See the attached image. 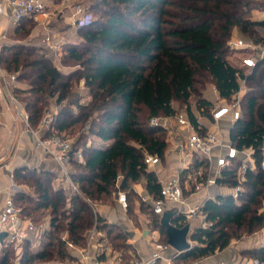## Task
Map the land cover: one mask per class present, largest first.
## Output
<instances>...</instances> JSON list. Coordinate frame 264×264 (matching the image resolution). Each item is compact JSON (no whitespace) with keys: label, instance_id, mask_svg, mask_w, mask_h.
<instances>
[{"label":"trees","instance_id":"obj_1","mask_svg":"<svg viewBox=\"0 0 264 264\" xmlns=\"http://www.w3.org/2000/svg\"><path fill=\"white\" fill-rule=\"evenodd\" d=\"M91 1L86 7L90 21L77 28L82 40L62 44L60 62L79 67L63 71L50 53L34 44L9 42L0 51V65L22 82L14 92L23 101L33 126L55 99L57 103L68 101L54 115L55 132L66 137L77 126L89 127L73 142L74 148L82 151L81 158L70 162L69 175L77 190L54 188L55 175L48 171L28 167L14 171L15 183L34 191L21 188L14 194L22 218L39 227L40 215L47 213L49 222L38 235L23 238L20 253L8 233L1 232L0 264L75 262L69 243L85 246L94 227L127 258L125 251L131 250V245L121 226L109 223L90 204L92 199L120 190L127 193L128 213L134 214L131 195L153 216L155 228L166 242L167 231L160 216L133 186L144 177L149 194L159 196L161 183L144 163V154L164 159L168 144L163 137L166 130L151 126L149 121L153 116L173 114L175 100L187 104L202 77L226 100L245 79L241 116L231 125L229 137L239 149H255L257 169L240 175L236 164L224 170L218 184H241L240 198L220 194L206 200L202 211L211 225L195 228L191 232L195 244L176 252L174 260L199 261L223 250L234 239L264 230V58L246 70L228 58V42L236 30L246 40L264 45L258 30L264 27V19L253 17L255 10L264 11V0ZM24 29L18 27L16 36ZM81 80L87 88V102L72 96L74 84ZM201 108L210 117L212 99L199 96L195 108L188 105L184 109L194 120ZM90 135L97 140L88 141ZM171 222L178 227L188 224L185 214L173 215ZM34 240H38L36 247ZM246 255L257 261L251 264H264V244L247 250Z\"/></svg>","mask_w":264,"mask_h":264},{"label":"built area","instance_id":"obj_2","mask_svg":"<svg viewBox=\"0 0 264 264\" xmlns=\"http://www.w3.org/2000/svg\"><path fill=\"white\" fill-rule=\"evenodd\" d=\"M5 7L9 8L15 22H19L26 17L36 16H42L49 20L59 14L67 13L65 17L69 19L72 25L79 27L88 23L91 19L90 12L79 0H72L71 3L68 0H64L59 10L50 9L47 0H0V13L4 11ZM45 29L47 34L43 38L42 48L59 63L61 61L63 43L56 40L55 33L47 24ZM229 45L236 49L249 51V55L244 57L241 62L242 66L247 69L255 67L258 60L264 58L263 51L259 54L257 53L260 46L251 41L247 42L242 38H233L229 40ZM2 47L3 44L0 42V51ZM1 74L6 87L0 84V96L6 95L8 97L9 102L16 108L15 118L23 120L28 128L34 130L38 135L39 144L48 154L58 159L62 163L65 173L69 174L67 168L72 159L82 157L81 149L74 148L72 140L54 131L53 120L55 114L48 107L44 109L38 125L34 128L28 111L19 96L14 92L15 85H11L17 82V74L3 71H1ZM81 82L84 84V80ZM245 87V79H242L240 88L233 94L230 102L216 105L211 109V116L208 118L215 126L214 129L207 127L204 122L206 116L202 113V108L195 113L194 120L184 110H175L171 115L153 116L150 119L149 123L151 126L164 128L171 139H174L179 134L178 136L182 137V140L177 146L182 151L192 154V156L196 155L198 159V161L195 159L188 161L176 176L161 183L158 197L154 198L151 195L142 196L143 201L151 202L155 214L162 215L168 203L178 206L185 205L187 206V210L184 213L185 216L194 218L197 215H201L202 222L200 226L207 228L211 223L206 220V215L202 211L205 202L189 205L187 194L208 191L212 186L218 185V179L223 177L224 170L233 168L236 164H238V173L240 175L248 170L254 171L257 169L253 155L255 149L253 147L237 148V146L232 144L230 138L229 140L225 138L220 127V122L225 118L230 120L231 125L240 118ZM215 90H217L216 87ZM3 113V107L0 105V123L3 121ZM49 132L51 133L48 134ZM144 163L149 168L156 167L161 163V158L158 155L145 152ZM261 168L264 170V158L261 162ZM72 186L74 190H77V185L74 182H72ZM242 191V185L238 184L230 187V192L227 194L238 200ZM14 194V190H9L3 209L0 212V233L7 232L9 240L21 242L24 237L28 236V233L34 234L38 231V227L30 219L22 218L20 208L15 203ZM116 194L120 205L127 209V193L120 190ZM208 198H210L209 195ZM8 225L10 226L8 227ZM99 234L101 232L94 227L88 233L85 246L69 243L71 248L79 247L80 259L78 264H121L114 257L100 258L103 250L97 238ZM190 242L192 244V240ZM171 248L172 246L168 241H156L154 243V252L151 256L134 258L129 264H158L162 259L171 261L172 258L165 255V252ZM254 263H257V261H254Z\"/></svg>","mask_w":264,"mask_h":264},{"label":"crops","instance_id":"obj_3","mask_svg":"<svg viewBox=\"0 0 264 264\" xmlns=\"http://www.w3.org/2000/svg\"><path fill=\"white\" fill-rule=\"evenodd\" d=\"M64 0H47L50 9H60L62 2ZM69 3L72 0H68ZM65 14H59L57 17L52 19H45L42 16L36 17H26L24 21L15 22L11 15L8 7H5L4 11L0 13V42L4 45L9 42L22 43L20 40L16 39L17 29L30 27L32 31V40L30 43L42 47V41L44 36L47 34L45 25L47 24L50 29L55 33L56 40L65 43L63 38L69 36V30L73 28L74 25L71 24ZM253 17L255 19H264V11L255 10L253 12ZM21 22V23H20ZM75 27V26H74ZM76 28V27H75ZM78 28V27H77ZM258 29L264 31V27H259ZM23 31V30H21ZM235 38H241L235 31ZM258 45V44H257ZM258 54L262 51L264 52V45H259ZM1 71H7L0 65V84L6 87L4 80L2 78ZM15 87L21 85V82L17 81ZM215 87V86H214ZM0 105L3 107V121L0 123V212L3 209L5 200L9 190H14L16 192L22 187L17 185L14 181V171L17 168L28 167L31 169H36L38 171H48L55 175V183L57 188H73L72 179L69 174H66L62 163L56 159L53 155L48 154L46 150L39 144L38 135L31 128H28L23 120L15 118L16 108L9 102L6 95L0 96ZM197 113V110H196ZM204 122L207 127L214 129L215 126L212 124L211 120L206 116ZM34 128L36 126H33ZM220 127L226 139L229 140L230 131V120L225 118L220 122ZM179 130V129H178ZM177 136L174 139H167L168 150L165 154V158L161 159V163L150 168L155 171L160 183L166 182L171 177L176 176L181 168L190 160L197 158L196 155L188 152L182 151L177 144L181 142L182 137ZM68 171L70 170V165L68 166ZM218 189L215 191L209 189L208 191H200L196 194H187V202L189 205H194L198 202H205L210 198H216L220 194H227L230 192V187L218 184ZM142 189L135 188L134 190L142 196L150 195L146 189V185H140ZM213 187V186H212ZM208 195L210 198H208ZM146 202V201H145ZM187 210V206H178L176 204L168 203L165 208V212L159 215L160 218L170 212L173 215L184 214ZM99 214L104 217L109 223L118 224L121 226L125 232L128 243L131 245V250H129L130 255L127 258L124 257L122 251L114 250L111 243L107 239L104 233L98 235V241L103 250L104 258H117L121 264H129L134 258L138 257H149L154 252V243L156 241H162V234L157 229H150L147 225L148 222L145 215L142 214L140 202L137 201L136 206L133 208V217H140V222L142 226H146L144 229L138 227L134 224L131 215L128 213L127 209H124L117 200V194H114V204L112 206L101 207L98 209ZM48 221L46 225L42 228L48 226L49 217L46 218ZM187 223L190 225V231L192 232L195 228L199 227L202 222V216L197 215L194 218H187ZM10 225H8L9 227ZM42 229H38L34 234L28 233V236L38 235L41 233ZM264 232L256 231L246 237L241 239H234L229 246L223 250L217 251L214 255L206 257L199 260L195 264H251L254 263L253 259L246 255V251L252 248L262 246L264 244ZM38 245V240L35 241ZM1 246V244H0ZM71 248V247H70ZM79 247H72L71 251L77 260L75 262H64L59 264H78L80 259ZM178 252L173 247L165 252L166 256L172 258L171 261L162 259L158 264H173V255ZM134 256V257H133Z\"/></svg>","mask_w":264,"mask_h":264},{"label":"rangeland","instance_id":"obj_4","mask_svg":"<svg viewBox=\"0 0 264 264\" xmlns=\"http://www.w3.org/2000/svg\"><path fill=\"white\" fill-rule=\"evenodd\" d=\"M83 5L84 7H87L89 6V4H91V0H79ZM259 11H263V10H259ZM92 13V12H91ZM93 16H100V13H98V15H96L94 12L92 13ZM259 30V34L261 36L264 37V31ZM32 29L30 27H26V29H24L23 32H21L22 34L18 35V36H15L16 39L20 40L19 42H22L24 44H30L32 45V43H30L32 40ZM69 36L66 37V38H63L65 44L67 43H77V42H80L82 40V37L81 35L78 33L77 31V27L75 28L73 26V28H71L69 30ZM235 34L232 35V37L230 38L233 39L235 38ZM241 37V36H240ZM244 41H247V42H250V40H246L244 37H241ZM228 45H229V42H228ZM249 55V51L248 50H244V49H236V48H233L229 45V52H228V58L230 60L231 63H233L234 65L236 66H239V67H243L242 66V59L246 56ZM62 59V57H61ZM58 65L60 66V68L63 70V71H71L73 70L74 68L76 67H79V65L77 66H71V65H65L64 63L62 62H59ZM246 70V68H245ZM201 78V77H199ZM200 80V83H196V90L197 92H195L191 98L189 99V102L187 104H185L182 100H175L173 101V106L175 107V110L177 111H186L184 108H186L188 105H192L193 108H195V103L196 101L198 100V97H208V98H211L212 99V102H213V108L216 106V105H219V104H222V103H226V102H230V100H226L224 98H222L218 91L215 90V87L213 85V83L210 81V80H204L203 77ZM82 81V80H81ZM81 81H77L75 84H74V87H73V94L72 96L74 97V99H80L81 102H87V97H84L86 94H87V88H85V84H82ZM22 84V82H21ZM19 96V94H17ZM72 97V98H73ZM20 98V96H19ZM22 104H23V101L21 100ZM68 104V101H63L61 103H57L55 99H52L51 102L47 105V107L49 109H51L54 114H56L57 112H59V110H61V108H63L64 106H67ZM46 107V108H47ZM73 110L77 111V107L74 105L73 107ZM144 113H146V110H144ZM148 123V122H147ZM89 131V127L87 125H85L83 128H81L80 126H77L75 129H73V131H71L69 134L66 135V138H69L70 140H72V142H75V140L78 138V136L81 134V133H87ZM163 137L167 140V139H170L169 138V133L166 131L165 134H163ZM91 140H97V138L95 136H89V139L88 141H91ZM168 150V146H167V149H166V152ZM71 166V165H70ZM72 168V167H71ZM149 170H151L149 167H148ZM145 184V178L142 177L138 182H136L134 185H135V188H140V185H144ZM22 187V189H24L25 191L27 192H30L33 194V189H31L29 186L27 185H20ZM53 186L54 188H57V184L55 183V179L53 180ZM210 189L212 190H216L218 189V186H213L211 187ZM139 196L141 197V194L139 193ZM130 201H131V204L133 206V208L136 206L137 204V201H138V198H134L133 196L130 195ZM90 204H91V207L93 208L94 212L96 213H99L98 212V209L101 208L102 206L103 207H107V206H112L114 204V195H110V196H105V197H102V199H92L90 201ZM263 209H264V203H263ZM142 211V214L146 216L147 218V225L150 229H154L155 228V224H154V218L153 216L147 211L145 210L144 208L141 209ZM40 219L42 220L41 222V226H39L38 228L41 230H44L42 227L44 225H46V222L48 221V218L49 216L47 215V213L45 214H42L40 215ZM131 218L133 219L134 221V224L135 225H138V227H140L141 229H144L146 226H142L141 222H140V217L136 216V217H133V215H131ZM260 232H264V230H259ZM42 232V231H41ZM31 236H33L31 234ZM264 236V235H263ZM246 237V236H244ZM243 238V237H242ZM264 238V237H263ZM241 239V238H240ZM128 241V239H127ZM22 242V241H21ZM21 242H13V247L14 249L16 250L17 253H20V250H21ZM33 245L36 244L35 243V240L33 241ZM192 244H195V241L192 240ZM126 254L130 255V252L128 251V249H126ZM134 257V256H133ZM174 257V255H173ZM175 259V258H174ZM65 262L67 263H70L71 261H68L66 260ZM196 262L198 261H195V262H191V263H186V262H182L180 260H174L173 264H195ZM55 264H59V263H64V262H53Z\"/></svg>","mask_w":264,"mask_h":264},{"label":"water","instance_id":"obj_5","mask_svg":"<svg viewBox=\"0 0 264 264\" xmlns=\"http://www.w3.org/2000/svg\"><path fill=\"white\" fill-rule=\"evenodd\" d=\"M172 217L173 214L167 212L161 218L162 225L166 227L168 243L178 252L192 248L190 225L186 224L183 227H178L172 224Z\"/></svg>","mask_w":264,"mask_h":264}]
</instances>
